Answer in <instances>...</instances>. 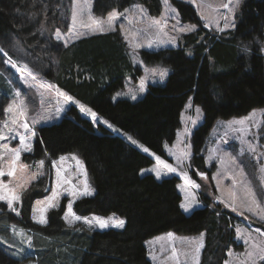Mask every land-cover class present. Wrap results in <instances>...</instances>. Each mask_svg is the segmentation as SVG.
<instances>
[{"label": "trees", "instance_id": "1", "mask_svg": "<svg viewBox=\"0 0 264 264\" xmlns=\"http://www.w3.org/2000/svg\"><path fill=\"white\" fill-rule=\"evenodd\" d=\"M58 2L0 0V42L8 46L14 38L30 50L34 45H46L48 40L42 38L40 28L63 27L58 21ZM171 2L184 22L198 28L181 35L179 47L140 50L145 64L171 69L166 82L150 84L142 99H113L124 87L125 78L137 80L142 74L119 28L66 47L50 38L58 64L49 59L48 73L61 89L164 158V145L175 140L182 111L192 96L193 103L204 111V120L192 137L190 176L199 181L196 173L204 170L203 149L216 122L264 108V0H245L237 12L235 28L222 32L206 26L191 4ZM136 3L151 16L162 12V0H94L93 10L104 16ZM70 153L82 158L96 190L93 196L77 199L74 211L82 216L116 214L125 227L104 231L83 225L69 227L63 219L66 199L49 212L48 224H37L31 219V208L45 190L35 182L23 194L20 218L5 209L0 214V235L10 241L11 224L32 231L36 264H152L145 242L169 231L178 235L204 232L200 264H225L231 247L236 246L235 223L240 216L221 202H212L203 192L200 197L205 207L185 214L180 207L178 177L158 180L153 174L142 175V169L154 160L122 136L104 127L96 130L74 105L58 123L38 128L33 152L24 154L23 161L31 164ZM257 226L264 230L260 223ZM5 248L1 242L0 264H21L7 255Z\"/></svg>", "mask_w": 264, "mask_h": 264}, {"label": "rangeland", "instance_id": "2", "mask_svg": "<svg viewBox=\"0 0 264 264\" xmlns=\"http://www.w3.org/2000/svg\"><path fill=\"white\" fill-rule=\"evenodd\" d=\"M191 4L197 11L201 21L210 27L213 25L221 29H233L236 25V16L242 3L245 0H240L238 7H233L235 0H182ZM87 3L88 8L83 13L79 11ZM229 4V9H225L223 5ZM58 15L60 24L63 26L58 30L61 32L65 39L59 40L64 47L72 44L73 42L96 34L115 31L122 28L125 33L126 40L130 46L131 57L135 66L139 67L142 71L141 76L135 80L131 77L125 78L124 87L114 95V101L119 99H128L131 101H138L144 97L150 84H164L171 73L169 67L163 65H147L139 55L140 50L146 49L156 51L164 48H176L180 46V37L184 33L190 31H180L181 27L194 26V30L198 28L197 25L184 22L181 19L179 11L173 6L171 0H162V12L159 16H151L147 9L142 4H133L125 10H111L104 16L97 15L93 10L94 0H59ZM50 7L46 8V11ZM73 10L77 11V20L75 25L72 21ZM119 13V17L114 21L111 28L108 26V16L112 12ZM89 16L103 22L105 31H94L95 25ZM226 18V19H225ZM155 21H160L156 24ZM228 24V27H225ZM234 25V26H233ZM41 29L42 38L48 40V43L43 46L34 45L33 50L28 49L20 41L12 39L13 43L5 46L0 42V126L4 121L10 120L16 115L15 109L12 113H8L5 109L10 104L15 103L17 107L23 102L26 110V122L29 127L37 130L41 126L51 125L58 123L68 109L74 105L76 106L82 116L89 119L94 125L96 130H101L102 127L120 135L125 138L131 145L139 149L144 154L150 156L154 163L142 169L141 174H153L156 179L162 180L167 177L176 176L180 179L178 184V191L182 195V204L186 203V195L191 194L189 199L194 196L192 207L185 211V214H191L195 209L205 207V200L201 199L200 194L203 192L212 198V202L217 201L234 214L240 216V221L235 223L236 246H232L225 264H264V259H260V248L264 247V230L257 226L258 223L264 226V172L261 168L264 167V108L256 109L244 117H235L231 119H220L216 122L210 135L207 138L203 155L205 157L204 170H199L196 174L198 180H194L190 176L192 169L191 161L192 154V137L195 129L202 124L204 119V111L201 106L193 103L191 96L186 103L184 110L181 114V127L178 129L175 140L170 144L164 145V151L167 158L161 157L151 151L148 147L143 145L133 136L123 132L116 125L108 119L99 116L95 110L88 104L82 102L78 98L73 97L65 90L61 89L56 82L49 76V69L51 64L48 62L50 59L53 65L58 64V57L56 49L54 48L52 40H56L55 32L57 29L49 26H43ZM72 29V32H69ZM193 31V30H192ZM83 33V35H77ZM4 45V46H3ZM66 45V46H65ZM262 50L264 51V40L262 41ZM13 64L16 67H13ZM27 65V68L24 66ZM167 70V75L161 79L158 72ZM154 71L156 74H154ZM141 80H144V91H140ZM20 95L17 96L16 93ZM71 96L72 101H67L65 95ZM136 99H132V95ZM81 105L85 109H91L96 113L94 120L91 113L81 111ZM59 109V110H58ZM199 109V112H197ZM253 113L255 114L253 116ZM251 117V119H249ZM20 121H25V117H20ZM33 119L37 123L33 124ZM105 121L107 123H105ZM233 121H243V124L231 123ZM111 125V127H109ZM10 127H15L10 125ZM244 129V130H242ZM19 133L25 136V143L30 144L31 151H21L20 159L17 162L18 167H24L22 172H17L16 177L3 176L0 180L5 183L15 184L23 180H31L26 185V190L35 182H40L45 190V194L36 198L31 208V219L33 222L46 225L49 221V212L53 209L60 207L62 201L66 199V209L63 214V219L69 227L83 225L84 227L96 231H104L114 224L117 220H122L116 214L109 216H100L90 214L86 216L79 215L74 211L73 205L75 201L83 196L72 195L71 191L74 189L79 193L83 191L84 181H87L91 193H94V187L91 184L87 169L81 157L76 154L62 155L56 159L42 158L29 164L23 161V156L26 153L33 152L36 135L32 136L30 132H25L22 127L16 129ZM7 139L0 141V144L7 143L9 149L19 148L20 139L16 136V132L8 133L5 130ZM15 136L16 138H12ZM137 141L133 144L131 140ZM249 144L255 147L256 151L253 153L249 150ZM147 148L149 151L145 152L143 149ZM0 153L4 154L5 162H0V167L7 170L6 161L10 159L7 150L0 148ZM166 164L171 165L176 169L175 172H170L163 164L158 163L156 157ZM65 159H61V158ZM75 157V159H73ZM40 161H43V166H40ZM80 162V164L77 163ZM53 164L56 167H53ZM82 165V166H81ZM59 169L62 175L70 181L69 184H63L57 189L56 172ZM153 169L160 171V177L157 178L156 172ZM203 174V178L201 177ZM185 174L188 180L194 181L199 187H193L188 180L185 179ZM36 175V179H31ZM249 186L252 190L251 193L247 191L245 186ZM50 186L49 191L47 187ZM51 189H57L61 194L56 200L57 207L49 208L44 216L47 223H39L41 213L38 209L46 207V204L37 205V201H46L47 197L52 195ZM25 190V191H26ZM19 191V189H18ZM21 201L14 206L17 208L19 215L11 211L7 203L0 201V214L4 211L14 214L16 217H21L23 208V194ZM252 193L255 194V199L260 204L257 208L252 205V210L247 211L242 203L246 200L251 203L253 199ZM87 195V196H92ZM235 194V200L233 199ZM72 202L73 212L82 218H87L92 221V224L84 223V220H74L71 216L68 220L65 219L67 212V205ZM236 207V211H233ZM33 209H37L36 212ZM243 212V214H241ZM36 217L34 219L33 217ZM94 217L102 218L108 221L109 226L105 228L99 227L96 224ZM109 218H112L111 220ZM124 227V226H123ZM122 227V228H123ZM116 228V227H115ZM121 228V227H119ZM237 229H240L238 235ZM9 231L12 239L0 235V243H4V249L7 255L21 261V264H36L35 253V239L32 231L25 229L22 226L11 224ZM171 233L172 237L169 238L168 234ZM204 232L197 235H178L172 231L164 232L147 240L146 246L148 250V259L152 264H200L203 248H201L199 257L195 253V245L191 243L193 240H203L204 245ZM6 238V239H4ZM10 239V238H9ZM173 247L177 255V259H171ZM247 252H253L254 257L249 259ZM152 255L157 257L156 261L152 260ZM33 258V259H32ZM35 259V260H34ZM5 262V261H4ZM6 263V262H5ZM2 264V263H1Z\"/></svg>", "mask_w": 264, "mask_h": 264}, {"label": "snow or ice", "instance_id": "3", "mask_svg": "<svg viewBox=\"0 0 264 264\" xmlns=\"http://www.w3.org/2000/svg\"><path fill=\"white\" fill-rule=\"evenodd\" d=\"M239 2L240 0H235V3L233 5V7H238L239 6ZM89 5L87 3H85V5L83 7H81L79 9V11L81 13H83L85 11L86 8H88ZM223 7L225 9H229L231 11V9L229 8V4L228 3H225L223 5ZM119 13L117 12H112L109 14L108 16V26L109 28L112 27L114 21L119 17ZM89 19L92 20L93 24L95 25V28L93 29L94 31L98 30V31H105V28L103 27V22L100 21V20H96L95 18L89 16ZM226 19V18H225ZM76 20H77V11L76 10H73V13H72V21H73V25H75L76 23ZM156 24H159L160 21H155ZM207 26V25H206ZM229 25L228 24H225V27H228ZM234 26V25H233ZM194 30V26H190V27H181L180 28V31H192ZM223 30V29H221ZM69 32H72V29H69ZM77 35H83V33H77ZM55 37L56 39L59 41L61 39H65V37L62 36L61 32L57 29L56 32H55ZM66 46V45H65ZM13 67H16L15 64H13ZM25 68H27V65L24 66ZM154 74L155 71H154ZM158 75L161 79H163L166 75H167V70H161L158 72ZM140 91H144V80H141V87H140ZM17 96L20 95L19 92L16 93ZM61 95H65V98L67 101H72L73 98L71 96H67L66 94L64 93H61ZM132 99H136V96L133 94L132 95ZM15 109V112H16V115H14L10 120H6L4 121L3 125L0 126V141H3L5 139H7L8 137L6 136L5 134V130H7L8 133H12V132H16V136H19V139H20V147L19 148H13V149H9L8 147V144L7 143H2L0 144V148L2 149H5L7 150V153L8 155L10 156V159L6 161L7 163V170H5L3 167H0V177H3V176H8V177H16L17 175V172H22L24 167L26 166H20L18 167L17 165V162L19 161L20 159V153L21 151H31V146L30 144L28 143H25V136L21 133H19L16 129L17 127H22L25 132H30L32 136H35L36 133L34 131V129L30 128L28 123L26 122V110L23 106V102H21V105L19 107H17L15 105V103L13 104H10L8 106L7 109H5L6 112L8 113H12ZM59 110V109H58ZM81 111H86V112H89L91 113L93 119L95 120L96 119V113L95 112H92L91 109H85L83 105H81ZM197 112H199V109H197ZM255 114L253 113V116ZM20 117H25V121H20ZM249 119H251V117H249ZM33 124L37 123V120L33 119L32 121ZM105 123H107L105 121ZM231 123H237V124H243V121H233ZM10 125L12 126H15V127H10ZM109 127H111V125H109ZM244 130V129H242ZM13 139L16 138L15 136L12 137ZM129 140H131V142L133 144H136L137 141L133 140L131 137H129ZM145 152H148L149 150L147 148H144L143 149ZM249 150L252 151L253 153H255L256 149L254 146H252L251 144H249ZM62 160L65 159V158H61ZM73 159H75V157H73ZM156 160L158 161V163L160 164H163L164 167H166L170 172H175L176 169L174 167H172L171 165L169 164H166L164 161L160 160V157H156ZM0 162H5L4 160V154L0 153ZM40 166L42 167L43 166V161H40ZM78 164H80L79 161H77ZM82 166V165H81ZM53 167H56L55 164H53ZM155 172H156V176L157 178L160 177V171L158 169H153ZM261 172H264V167H262L261 169ZM56 184H57V189L60 188L61 185L63 184H69L70 181L68 179H66L61 171L59 169H57V172H56ZM201 177L203 178V174L201 173ZM37 176L36 175H33L31 177V179H36ZM185 179L188 180V177L187 175L185 174ZM31 180H23L21 179L20 182H17L15 184H10V183H5L3 180H0V201H4L7 203V206L8 208L13 211V212H16L17 215H19V212L17 211V208L14 206L15 204H18L20 201H21V196H22V192L26 190V185L28 183H30ZM189 183H191L193 185V187H199L198 184H196L194 181H191V180H188ZM247 188V191L249 193L252 192L251 188L249 186H245ZM19 189V191H18ZM57 189H51L52 191V195L47 197V200L46 201H37V205H41V204H46V207L44 208H40L38 209L39 212L41 213L40 217H39V223L41 224H44V223H47V220L44 216V213L49 209V208H55L57 207V203H56V200L57 198L59 197V195L61 194ZM71 194L76 196V195H80V196H87V195H91V190L89 189L88 187V184H87V181L85 180L84 181V188H83V191H80L79 193H77L76 190H72L71 191ZM253 195V199L251 201V203H248L246 200L242 203V206H244L246 208L247 211H251L252 210V205H255L257 208L260 207V204L257 202V200L255 199V194L252 193ZM189 196H191V194H187L185 199H186V203L182 204L181 207L184 208L185 211H188L191 207H192V204L194 202V196H192L191 199H189ZM233 199L235 200V194H233ZM236 207H233V211H236ZM34 212L37 211V209H33ZM241 214H243V212H241ZM71 216L74 220H81L83 219L84 220V223L86 224H92V221L88 220L87 218H82L80 216H77L73 210H72V202H69L68 205H67V212L65 214V219L68 220V217ZM34 219H36V217L34 216L33 217ZM96 222V224L99 225V227L101 228H105V227H108L109 224H108V221L102 219V218H99V217H94L93 218ZM110 220L112 218H109ZM69 223H72V220H68ZM124 221L123 220H117L114 222V224L112 226L114 227H123L124 226ZM240 229H237V233L238 235L240 234ZM168 237L171 238L172 237V234L169 233L168 234ZM192 244L195 245V253H196V256H197V260H198V257H199V253H200V250L201 248H203V240L202 239H199V240H193L191 241ZM260 252L261 253H264V247L260 248ZM247 257L249 259H252L254 257V253L253 252H247ZM152 260L153 261H156L157 257L155 255H152ZM177 255H176V252H175V248L173 247V250H172V256H171V259H177ZM260 259H264V254L260 255L259 257Z\"/></svg>", "mask_w": 264, "mask_h": 264}, {"label": "crops", "instance_id": "4", "mask_svg": "<svg viewBox=\"0 0 264 264\" xmlns=\"http://www.w3.org/2000/svg\"><path fill=\"white\" fill-rule=\"evenodd\" d=\"M236 22V21H235ZM210 27H212L213 29H215V30H217V31H219V32H222V31H227V30H229V29H223V30H221V28H218V27H215V26H213V25H210ZM235 28V27H234ZM120 29V31L122 32V34L124 35V37L126 38V36H125V33H124V31L122 30V28H119ZM127 41V40H126ZM129 45V44H128ZM91 184H92V182H91ZM93 186V185H92ZM94 187V186H93ZM95 192H96V190H95V188H94V193L92 194V196L95 194ZM182 200H183V198H182ZM182 202V201H181ZM111 215H113V214H111ZM109 216V215H108ZM124 227H125V223H124ZM123 227V228H124ZM123 228H119V227H116L115 229H123ZM147 242V241H146ZM146 242H145V245H146ZM147 247V246H146ZM148 249V248H147Z\"/></svg>", "mask_w": 264, "mask_h": 264}, {"label": "water", "instance_id": "5", "mask_svg": "<svg viewBox=\"0 0 264 264\" xmlns=\"http://www.w3.org/2000/svg\"><path fill=\"white\" fill-rule=\"evenodd\" d=\"M49 189H50V186L47 187V190H48V191H49Z\"/></svg>", "mask_w": 264, "mask_h": 264}]
</instances>
